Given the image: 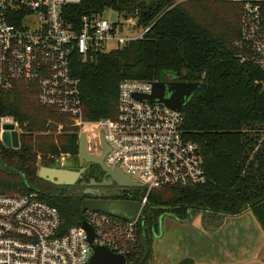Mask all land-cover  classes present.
I'll return each mask as SVG.
<instances>
[{
  "label": "trees",
  "instance_id": "16d2710c",
  "mask_svg": "<svg viewBox=\"0 0 264 264\" xmlns=\"http://www.w3.org/2000/svg\"><path fill=\"white\" fill-rule=\"evenodd\" d=\"M224 1V12L211 21L202 10L208 13L218 2L83 0L73 9L77 17H104L110 10L124 24L133 19L139 28L150 27L143 39L120 49L86 59L75 56L86 120L116 117L119 84L125 79L161 82L173 74L176 81L200 83L185 106L182 128L199 147L206 183L151 191L137 221L136 247L127 256L131 264H152L153 235L165 213L184 220L203 212L206 223L251 211L264 232V71L240 61L235 43L242 34L241 6ZM0 117H13L21 131L18 149L6 148L0 139V154L13 170L0 168V191L36 193L58 209L63 230L81 225L86 196L62 186L50 192L52 184L43 189L38 178L40 166L56 167L64 157H77L78 129L69 118L41 107L37 91L25 82L0 88ZM145 195L143 189H125L119 198L141 202ZM178 264L195 263L186 258Z\"/></svg>",
  "mask_w": 264,
  "mask_h": 264
},
{
  "label": "built area",
  "instance_id": "2783aa9c",
  "mask_svg": "<svg viewBox=\"0 0 264 264\" xmlns=\"http://www.w3.org/2000/svg\"><path fill=\"white\" fill-rule=\"evenodd\" d=\"M229 1L241 6L242 34L235 43L239 59L264 71V0ZM82 2L0 0V88L14 82L33 86L41 107L69 118L87 133L89 151L98 147L103 134L109 147L105 165L121 169L145 188L143 208L153 190L205 184L199 147L182 128L183 112L135 97L150 95L154 81H121L116 117L85 119L75 56L86 59L120 49L143 39L150 27L139 28L133 19L124 24L102 16L77 17L73 9ZM6 124H14L20 133L15 120L0 117L1 141ZM83 214L81 225L65 231L58 209L38 194L0 191V264H88L95 246L127 259L137 244L138 220L91 210ZM83 223L94 231L92 243Z\"/></svg>",
  "mask_w": 264,
  "mask_h": 264
},
{
  "label": "water",
  "instance_id": "95a60500",
  "mask_svg": "<svg viewBox=\"0 0 264 264\" xmlns=\"http://www.w3.org/2000/svg\"><path fill=\"white\" fill-rule=\"evenodd\" d=\"M152 92L150 95L140 96L135 95L138 99H147L151 102H159L166 105L168 108L176 111L183 112L185 106L196 93L200 87V83H187L176 81L172 78L170 81H161L152 83ZM4 133L2 135V142L8 149H18L20 147V133L15 129L14 124H6L4 126ZM102 143V155L95 156L90 154L88 149V138L87 133L82 132L79 135V153L76 157L80 163L90 162L97 163L101 166L103 171L109 177V180L104 181L102 186H111L113 184L118 185L122 188H142V185L128 175L123 173L119 168L110 169L104 163V157L108 154V150L105 147L107 145L104 135H100ZM108 146V145H107ZM69 163L67 158H62L56 167H45L41 166L38 171V178L46 182H49L56 186L72 187L79 179H82V173L72 171L68 169ZM0 168L7 172L13 170L7 167L1 154H0ZM86 194L97 197L95 199H85L82 201L81 210L86 211H97L106 214H110L117 218L124 219L126 221L135 222L141 215L143 210L142 203L139 201L130 200H106L99 199L100 196L98 191H86ZM89 234L90 243L93 242L95 237L94 231L86 223H83ZM88 264H131L127 263V259L124 256L116 255L105 247H94V255Z\"/></svg>",
  "mask_w": 264,
  "mask_h": 264
},
{
  "label": "rangeland",
  "instance_id": "374dc122",
  "mask_svg": "<svg viewBox=\"0 0 264 264\" xmlns=\"http://www.w3.org/2000/svg\"><path fill=\"white\" fill-rule=\"evenodd\" d=\"M180 1H185V0H180ZM203 1L209 2V3H213V2L219 3V4H216L215 6L211 5L210 6L211 11L208 13H207V11L204 12V10H202L203 14L205 15V17L208 20H210V21L214 20L215 16H219V15H221L222 12H224V9H223L224 4L223 5L220 4V3H225L224 0H203ZM103 16L110 23H114V22H117L119 20L124 21L123 17L122 18L119 17L118 14H116L115 12L110 11V10H107L105 12V14H103ZM229 18L232 20L231 17H229ZM216 30H217V28H216ZM168 77L174 78L173 74H170ZM10 118L14 120L13 117H10ZM80 133H82V131L78 130L79 135H80ZM45 183H49V182H46L44 180L41 181L39 183L40 187L43 189H46ZM54 186H56V185L52 184V186L49 187L50 192L57 191V187H59V186H57V187H54ZM125 189L133 190L135 188H125ZM139 189L145 190L144 187L139 188ZM75 190H76V188L74 186L69 187L70 192L75 193ZM203 214L206 215V213H203V212L194 213V214L190 213L188 218H186L184 220H180L175 215L170 214V213L163 214L159 220V230L157 232H155V234L153 235L151 263L152 264H178L183 259H186L187 257L183 258V256L186 255L187 248L194 247L193 249H196L197 248V240L199 241V239H197L196 233H194V234L190 233L189 234L190 242L187 244L183 243V241H181L182 240L181 238H184V236L187 233H189V231H192L193 229H199V228L202 229L204 227V219L203 218L200 220L201 223H199L197 221V219H198L197 216L203 215ZM215 216H217V215H215ZM226 217L227 218L228 217L233 218L230 216H222V215L217 217L218 220H220V223H217V225L215 226V228H217V232H218L217 234H218L219 238H221L224 234L225 235H232L236 239V245H237V250H238L237 252H239L235 262L236 263L241 262L240 264H249V262L252 261L253 259L250 261L243 262L245 260L243 257V253L245 251H247L246 245H248V244H246V242H248L246 239L249 240V237H250L249 231H256V234H258V236H260L262 243L264 241V235H262L260 233V231H258L256 228H250L249 226L242 223L243 222V221H241L242 219L240 221L235 220L233 222H230V224H229L225 221ZM235 217H237V216H235ZM240 217L241 216L239 215V217H237V218H240ZM237 218H235V219H237ZM210 219L215 220L213 218H210ZM232 220H234V219H232ZM174 239H177V241L175 242ZM225 239H227V237H224L223 241H225ZM222 244L227 245V246L223 245V249H230L231 248V245L226 243V242H224V243L222 242ZM252 244L255 245L253 242H252ZM248 249L253 250V247H251V248L249 247ZM260 251H264V249H260ZM189 259H191V258H189ZM254 261L256 262V261H260V260L254 259Z\"/></svg>",
  "mask_w": 264,
  "mask_h": 264
},
{
  "label": "crops",
  "instance_id": "0c3cea01",
  "mask_svg": "<svg viewBox=\"0 0 264 264\" xmlns=\"http://www.w3.org/2000/svg\"><path fill=\"white\" fill-rule=\"evenodd\" d=\"M240 218L233 217V218H227L225 221L230 224V222H233L235 220H241L243 221L245 225L249 226L250 228H256L262 235H264L263 230L257 221V219L254 217L252 212L247 211L243 213V215H240ZM198 218V219H197ZM197 221L199 223L200 220L203 218V215L197 216ZM212 218V217H211ZM237 218V219H235ZM195 219V220H196ZM204 219V218H203ZM234 219V220H232ZM194 221V220H193ZM192 221V222H193ZM191 222V223H192ZM190 223V224H191ZM217 223H220V220L216 218L215 220L208 219V222L205 223L204 221V227L201 229H193L192 231H189L184 238H181L183 243L187 244L190 242L189 240V234H197V248H187L186 255L183 256V258H191L195 264H240L236 263L235 260L237 259V255L239 252H237V245H236V239L232 235H223L221 238L218 236L217 228L215 226ZM189 224V225H190ZM220 229V228H219ZM240 233V232H239ZM238 233V234H239ZM249 240L246 239L248 242H246L247 251L243 253L244 261H250L249 264H264V251H260V249H264V241L262 243V240L258 234H256V231H249ZM227 237L225 241H223V238ZM184 239V240H183ZM176 242L177 239H174ZM174 242V243H175ZM222 242H226L231 245L230 249H223V245L227 246L226 244H222ZM252 242L255 244L253 245ZM253 247V250H249L248 248ZM260 260V261H254Z\"/></svg>",
  "mask_w": 264,
  "mask_h": 264
},
{
  "label": "flooded vegetation",
  "instance_id": "af4514ba",
  "mask_svg": "<svg viewBox=\"0 0 264 264\" xmlns=\"http://www.w3.org/2000/svg\"><path fill=\"white\" fill-rule=\"evenodd\" d=\"M168 79V81H170ZM98 144V142H96ZM90 146V145H89ZM106 149L108 150L109 147L105 144ZM102 143L99 139V145L96 149L93 151H89L90 154L95 156H101L102 155ZM109 151V150H108ZM107 155L104 157V161ZM69 167L68 169H71L72 171L80 172L82 170H85L84 173H82V179H79L77 183L74 185L76 188L75 192L79 195L86 196L85 199H95L97 197L91 196L90 194H86V191H98L100 196L99 199H106V200H122L119 197L122 195L125 188L119 187L116 184L109 185V186H102L104 181L109 180V177L107 174L103 171L101 166L97 163H90V162H83L80 163L78 160H76V157L74 159L67 158Z\"/></svg>",
  "mask_w": 264,
  "mask_h": 264
}]
</instances>
